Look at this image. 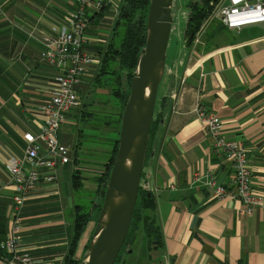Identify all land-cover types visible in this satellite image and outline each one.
I'll return each instance as SVG.
<instances>
[{
	"label": "crops",
	"instance_id": "0c3cea01",
	"mask_svg": "<svg viewBox=\"0 0 264 264\" xmlns=\"http://www.w3.org/2000/svg\"><path fill=\"white\" fill-rule=\"evenodd\" d=\"M74 9L72 0H0V243L10 235L15 195L5 164L21 156L22 134L41 123L39 106L48 100L55 75L40 58L38 42L65 25ZM109 12L87 9L84 48L95 59L96 47L109 37L110 29L98 26L106 20L111 25ZM203 31L204 55L195 66L179 67L180 56L190 54L184 41L165 60L155 103L161 120L140 179L155 198L160 264H264V210L246 215L238 199L217 198L192 181L194 173L211 172L227 185L232 173L212 154L211 139L193 112L199 105L222 121L227 140L242 142L252 191L264 197V24L230 31L213 18ZM67 165L59 168L55 189L40 183L22 209L21 250L53 264L67 252L72 222L74 169Z\"/></svg>",
	"mask_w": 264,
	"mask_h": 264
},
{
	"label": "built area",
	"instance_id": "2783aa9c",
	"mask_svg": "<svg viewBox=\"0 0 264 264\" xmlns=\"http://www.w3.org/2000/svg\"><path fill=\"white\" fill-rule=\"evenodd\" d=\"M115 1L118 0H72L75 9L67 14L65 25L54 27L52 33H44L39 39L40 58L54 67L55 75L48 86V100L39 106L41 123L36 131L22 134L24 147L21 156H11L5 164L7 184L14 188L15 195L11 199L10 235L0 243V264H53L50 260L35 259L21 250L22 209L40 183L55 189L59 168L71 161L72 148L60 143V128L69 123V114L80 108L78 87L97 64L95 57L84 48L89 42L85 37L89 23L87 9L99 11L109 6L112 11ZM117 9L118 6L113 9L115 15ZM213 18H219L230 31L264 24V0H222L209 19ZM206 23L197 33L196 41ZM193 112L211 139L213 156L219 162L229 164L232 173L227 185L219 183L211 172L204 175L194 173L192 181L202 182L217 198L238 199L246 215H251L255 208L264 210V197L252 191L247 151L242 142L227 140L223 136V123L215 114L199 105L194 106Z\"/></svg>",
	"mask_w": 264,
	"mask_h": 264
},
{
	"label": "trees",
	"instance_id": "16d2710c",
	"mask_svg": "<svg viewBox=\"0 0 264 264\" xmlns=\"http://www.w3.org/2000/svg\"><path fill=\"white\" fill-rule=\"evenodd\" d=\"M221 1L187 0L185 5L187 22L184 30L186 47H190L189 45L192 44L197 33ZM149 3L150 0H120L116 15L112 14L113 18L107 42L102 47H96V68L94 73L88 77L89 82L92 84V95L95 102L94 104H84L78 110L69 114V116H74L83 129L88 128V131L94 129L95 133L102 129L108 132V135L105 137L97 133L96 135H86L83 129L79 131V140L72 154L73 163L79 167L74 170L71 177L73 192L72 222L70 224L68 249L60 264H83L86 258L85 253L91 236L79 252H77V247L88 223L92 219L96 223L104 200L105 188L118 150L123 109L129 96L130 84L138 59L145 44ZM107 10L110 11V7L104 6L98 11V14L103 16ZM223 28L225 27L223 26ZM78 93L84 95L85 91L78 89ZM160 120L161 113L159 115L155 104L149 131V145L153 140L155 129ZM85 143L93 145L91 148L93 151L90 150L89 146H86V151L93 153V155L99 153V158L96 160L97 165H94L96 169H99V174L92 180L79 171L80 161L77 153L79 147ZM100 148L103 149L102 152H99ZM104 148H106V151H104ZM149 152L148 149L146 159ZM87 185L94 190L92 194H89L93 196L90 199L87 198L88 195L84 192ZM132 246H134L135 251L132 252V255H136L137 250L142 248L145 249V252H148L150 249L155 248L156 250L161 246L160 229L155 218V198L141 184H139L128 234L114 264H125L121 259L122 252L126 249L131 250ZM128 250L126 254L129 255Z\"/></svg>",
	"mask_w": 264,
	"mask_h": 264
},
{
	"label": "water",
	"instance_id": "95a60500",
	"mask_svg": "<svg viewBox=\"0 0 264 264\" xmlns=\"http://www.w3.org/2000/svg\"><path fill=\"white\" fill-rule=\"evenodd\" d=\"M172 0H150L144 48L123 109L118 150L83 264H114L128 234L169 40Z\"/></svg>",
	"mask_w": 264,
	"mask_h": 264
},
{
	"label": "rangeland",
	"instance_id": "374dc122",
	"mask_svg": "<svg viewBox=\"0 0 264 264\" xmlns=\"http://www.w3.org/2000/svg\"><path fill=\"white\" fill-rule=\"evenodd\" d=\"M187 0H172V7H171V15H172V25H171V30H170V35H169V40H168V44H167V49H166V59H169V56L172 52V49L174 47H176L177 45L180 46L181 41H184V30H185V25L187 22V9L185 8ZM120 0L115 1V6L112 8V11L109 12L110 14L114 15V11L113 9L117 8V6L119 5ZM110 20H106L104 22H102L101 24H98V26H100V28L102 29H110V24H109ZM213 27V26H211ZM204 32V31H203ZM202 32V33H203ZM202 36V35H201ZM202 38L200 37L198 39V41H196V38L193 40L192 44H190V47H187L188 49H190V54L185 53L184 55H181L179 59L180 60V66L179 67H187V65L189 66V69L192 66H195L196 62L204 55V45L202 43ZM185 44V41H184ZM182 62V63H181ZM96 67H93L91 71H89L87 73L86 76L83 77V84L79 87V89H81L83 92L85 91L84 95H80V103L81 106L84 104H90L95 102V100L93 99V95H92V84L89 82L88 77H90L95 70ZM188 69V70H189ZM86 94V96H85ZM92 104V105H93ZM87 108V107H86ZM78 110V109H77ZM69 123L61 126L60 128V132H59V140L65 144H68V146H70L72 148V152L70 154V162L68 163L67 167L70 169V171L72 172V168L74 170H76L77 167L73 161H72V154H73V149H75V145L78 143L79 140V131H81L83 129V127L81 126V124L79 122L76 121V119L74 118V116H70L68 118ZM76 122L78 123L76 125ZM84 130V134L86 135H102V137H105L108 135V132H106L105 130L100 129V131H96L94 129H89L92 131H88V128L83 129ZM86 146L90 147V150L93 151L91 148L93 147V145L91 144H83L81 147H79L78 153H77V157L78 160L80 161V169L79 171L82 173V175H84L85 177L90 178L91 180L93 178H95L96 175L99 174V169H96L94 167V165L96 164V160L97 158H99L98 154L93 155V153H89L86 148ZM149 146V145H148ZM106 151V148H104ZM102 148L99 149V152H102ZM96 153V152H95ZM91 154V155H90ZM102 161V160H99ZM103 163V162H102ZM99 165H101V163H99ZM61 186H63L62 180L60 181ZM87 188H84V192L86 195H88V199L92 198V194L93 193V189H91L88 185L86 186ZM60 187L57 189L59 191ZM63 189V188H62ZM73 212V211H72ZM68 216V214H67ZM69 219H71V216L69 215ZM72 221V219H71ZM96 223H94V220L92 219V221H90L88 223V225L86 226L84 232L82 233V236L79 240L78 243V247H77V252H79V250L81 249V247L86 244L87 240L90 238V236H92L94 228H95ZM128 249H126L124 252H122V256L121 259H123V262H125V264H160V260H159V250L155 248L154 249H150L148 252H145V249H139L137 250V254L136 255H132V252L134 253V246L131 247V250H128L130 253L129 255L126 254V251ZM139 251V253H138ZM147 253V254H146Z\"/></svg>",
	"mask_w": 264,
	"mask_h": 264
}]
</instances>
